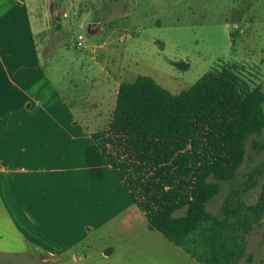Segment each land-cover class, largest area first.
Returning a JSON list of instances; mask_svg holds the SVG:
<instances>
[{"label":"rangeland","instance_id":"obj_1","mask_svg":"<svg viewBox=\"0 0 264 264\" xmlns=\"http://www.w3.org/2000/svg\"><path fill=\"white\" fill-rule=\"evenodd\" d=\"M31 7L37 9L35 15L41 14L35 26L40 72L60 97L41 107L64 112L58 116L61 124L71 121L70 110L87 108L99 115L96 131L108 128L118 81L130 83L138 76L151 77L178 95L222 66L233 69L250 88L261 84L264 90L258 68L226 63L234 57L230 34L244 27L248 9L256 15L253 30L262 41L264 61V0H34ZM92 25L100 29L98 35L91 33ZM79 36L85 48L76 47ZM97 44L107 46L93 53ZM106 50H111L109 60L102 55ZM261 71L264 75V65ZM26 72L34 80L40 74L36 65ZM98 85L104 99H99ZM50 115L34 118L48 123ZM104 181L96 179L97 215L83 241L45 262L5 264H199L150 227L116 177L100 184ZM220 185V193L208 205L214 215L221 214L235 190L245 205L257 203L264 187V131L246 143V158L235 180ZM184 214L181 210L175 216ZM238 264H264V218L247 237L246 253Z\"/></svg>","mask_w":264,"mask_h":264},{"label":"trees","instance_id":"obj_2","mask_svg":"<svg viewBox=\"0 0 264 264\" xmlns=\"http://www.w3.org/2000/svg\"><path fill=\"white\" fill-rule=\"evenodd\" d=\"M263 131L262 85L244 89L223 70L178 95L148 76L122 83L109 128L92 138L152 229L199 264H238L264 218V187L255 205L238 190L219 216L208 205Z\"/></svg>","mask_w":264,"mask_h":264},{"label":"crops","instance_id":"obj_3","mask_svg":"<svg viewBox=\"0 0 264 264\" xmlns=\"http://www.w3.org/2000/svg\"><path fill=\"white\" fill-rule=\"evenodd\" d=\"M32 4L34 0H0V264L45 262L70 251L85 239L97 215L96 179L105 180L100 184L118 179L92 138L109 128L94 129L99 115L71 108V121L61 124L58 116L64 112L41 107L60 97L40 72L35 26L41 14L35 15ZM252 11H244V27L230 34L234 57L226 63L254 66L263 80L262 41L256 39ZM99 30L92 25L93 35ZM106 46L94 45L92 52ZM102 55L109 60L111 50ZM34 65L40 73L36 80L26 72ZM221 67L215 71L231 70L244 89L261 85L250 88L233 69ZM97 87L104 99L102 85ZM42 114L53 119L34 118Z\"/></svg>","mask_w":264,"mask_h":264},{"label":"built area","instance_id":"obj_4","mask_svg":"<svg viewBox=\"0 0 264 264\" xmlns=\"http://www.w3.org/2000/svg\"><path fill=\"white\" fill-rule=\"evenodd\" d=\"M75 43L77 48H84V39L82 36H79Z\"/></svg>","mask_w":264,"mask_h":264}]
</instances>
